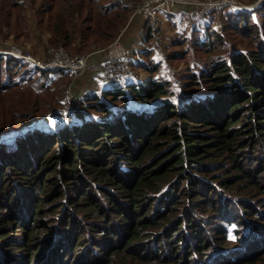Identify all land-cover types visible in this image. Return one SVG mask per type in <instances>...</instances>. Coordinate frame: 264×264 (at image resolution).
<instances>
[{
    "label": "trees",
    "instance_id": "16d2710c",
    "mask_svg": "<svg viewBox=\"0 0 264 264\" xmlns=\"http://www.w3.org/2000/svg\"><path fill=\"white\" fill-rule=\"evenodd\" d=\"M22 3L0 0V23L9 26L6 9ZM39 4L49 43L69 52L76 40L104 38L91 48L111 42L115 19L124 23L132 9L128 0ZM254 11L260 15L264 2ZM168 15L175 31L199 22ZM232 15L223 31L233 21L257 46L205 66L210 95L177 98L158 76L165 61L156 57L176 39L157 45L148 33L151 44L130 53L132 78L111 73L101 89L125 101L135 95L147 103L140 111L89 121L78 112L57 133H21L15 149L0 139V264H264V17L258 24L249 12ZM213 23L197 26L200 36L188 46H214ZM13 87L0 75V137L48 109L35 114L38 106L13 97L1 103ZM80 99L112 113L97 91Z\"/></svg>",
    "mask_w": 264,
    "mask_h": 264
},
{
    "label": "rangeland",
    "instance_id": "374dc122",
    "mask_svg": "<svg viewBox=\"0 0 264 264\" xmlns=\"http://www.w3.org/2000/svg\"><path fill=\"white\" fill-rule=\"evenodd\" d=\"M22 1L25 3V5L22 3V9H6V12L11 13L9 26L0 23V53H7L4 56L0 54V75L11 82L14 86L13 89H15L7 93L4 96L5 100L1 103L6 102L8 104L13 97L17 98L16 103L19 105L23 106V103H25L30 106L32 104L38 106L35 114H41L47 108H50V110L47 109L48 111L46 110L22 128H11L16 130V134L7 139L5 137L9 135L7 133L10 129L4 132L0 139L8 149H15L17 138L27 130L57 133L62 125L76 123L79 118L76 115L78 112L83 114L82 120L89 121L87 119H100L102 114H104L102 117L113 120L114 112H122L130 108H137L140 111L147 103L137 100L135 95L129 96V100L125 101L123 96L107 97L102 94L101 89L105 87V84H109L110 81H107V76L111 73L113 76L124 73L127 80L132 78L131 73L133 72L128 64L130 53L133 52L135 47L143 46L146 42L151 44V42L145 40L148 33H152L153 38L151 41L157 45H164L169 39H176L175 44L169 45V51L165 52V48H163L164 52L158 51L156 57L162 59V62L165 61L160 71H158V76L168 82V87L177 93V98L206 97L210 95L211 92L208 88L209 72H204V68H208L215 61H229L230 56L237 50L250 52L254 51L257 46L253 32L251 35H246L243 34L244 31L240 28L233 29V21H230L224 32L223 27L226 21L224 19L229 18V16L233 17L232 14L238 11L249 12L250 21L258 24H261L259 16L264 17V11H261L260 15L254 11L264 0H235L243 8L223 5L198 17H191L182 12V14H186L199 22H195L194 26L196 27L192 31L181 27H177L179 31H175L170 15L160 12L157 16L159 24L150 25L145 16V8L139 9V6L145 0H128V4L132 9L124 23L119 18L115 19L117 25L113 30L117 34L111 42L106 43L104 46L91 48L89 47L90 42H103L104 38L96 37L97 39L93 38L89 41L76 40L72 46L77 51L69 52L63 46H52L49 43L50 34L46 28V22L41 19V15L37 12L38 5L42 0L38 4H35V0ZM196 1L197 3L200 2V0ZM253 5L256 6L252 7ZM203 16L205 17L203 18ZM182 18L183 16H177L178 21H181ZM211 18H213V25L216 27L213 31H209L214 46L207 49L206 47H196L197 45L193 44L189 47L188 44L197 36H200L199 30L202 27L197 26H201L204 20ZM217 34L225 36L222 42L218 43ZM204 37L205 34L200 39ZM186 38L189 40L184 41ZM57 52L64 54L66 57L85 56L86 60L81 67L76 68L63 67L58 69L57 67L56 69V67H45L48 62H52L56 58ZM93 55L100 56V58L98 57L99 61L92 62L91 57ZM40 67L46 72L40 71L38 69ZM143 74L147 76L146 73ZM45 82L48 85H44ZM94 91L100 94V101L107 104L112 113L105 114L99 108H89L80 99V95L87 97L90 92L94 93ZM85 100H88V98H85ZM43 105L47 107L43 108ZM230 244L234 246L235 242L230 241ZM262 245L263 242H260L259 247Z\"/></svg>",
    "mask_w": 264,
    "mask_h": 264
},
{
    "label": "built area",
    "instance_id": "2783aa9c",
    "mask_svg": "<svg viewBox=\"0 0 264 264\" xmlns=\"http://www.w3.org/2000/svg\"><path fill=\"white\" fill-rule=\"evenodd\" d=\"M223 5L243 8L235 0H200L199 3L196 0H145L139 6V9L145 8V16L149 20L148 24L158 25L159 19L157 16L160 12H164L165 14L173 12L175 14L176 12L177 14H182V12H185L191 17H198ZM254 6L256 5L252 7ZM85 60V56L66 57L64 54L57 52L56 58L52 62H48L45 67L76 68L78 66L81 67Z\"/></svg>",
    "mask_w": 264,
    "mask_h": 264
},
{
    "label": "crops",
    "instance_id": "0c3cea01",
    "mask_svg": "<svg viewBox=\"0 0 264 264\" xmlns=\"http://www.w3.org/2000/svg\"><path fill=\"white\" fill-rule=\"evenodd\" d=\"M175 15H176V16H179V14H175ZM135 46H136V43H135ZM136 49H137V47H135V50H136ZM94 54H98V53H94ZM98 57L100 58V56H98V55H97V56H94V55H93V56L91 57V61L94 62V63L97 62V61H99V58H98ZM96 58H98V59L96 60ZM101 59H102V58H101ZM135 60H136V59H135ZM100 63H101V61H100ZM92 65H93V64H92ZM105 86L107 87V84H105Z\"/></svg>",
    "mask_w": 264,
    "mask_h": 264
},
{
    "label": "water",
    "instance_id": "95a60500",
    "mask_svg": "<svg viewBox=\"0 0 264 264\" xmlns=\"http://www.w3.org/2000/svg\"><path fill=\"white\" fill-rule=\"evenodd\" d=\"M7 134H9L10 136H9V135H6L5 139H7V138L13 136L14 134H16V130H14V129H10L9 133H7ZM7 141H8V140H7Z\"/></svg>",
    "mask_w": 264,
    "mask_h": 264
},
{
    "label": "bare ground",
    "instance_id": "6f19581e",
    "mask_svg": "<svg viewBox=\"0 0 264 264\" xmlns=\"http://www.w3.org/2000/svg\"><path fill=\"white\" fill-rule=\"evenodd\" d=\"M10 136V135H9Z\"/></svg>",
    "mask_w": 264,
    "mask_h": 264
}]
</instances>
